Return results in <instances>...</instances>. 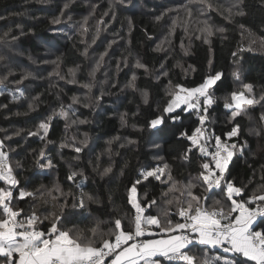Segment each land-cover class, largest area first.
Here are the masks:
<instances>
[{"label": "trees", "instance_id": "trees-1", "mask_svg": "<svg viewBox=\"0 0 264 264\" xmlns=\"http://www.w3.org/2000/svg\"><path fill=\"white\" fill-rule=\"evenodd\" d=\"M30 1L0 0V56L4 57L0 60V79L7 77L0 85L13 91L23 88L28 100L13 98L8 94L0 95V141H3L5 150L9 152L13 165L15 166L17 161L21 162L22 167L16 168V172L20 186L28 191H46L59 185L65 193L71 189L78 194L80 190L67 180V176L70 171L84 173L83 177H77V182L86 177L83 190L93 195L98 203H89L85 210L71 207L65 210L79 227L92 226L95 222L102 221L104 223L100 227L106 230L109 220L117 215L123 216L130 207L126 201V186L136 178L142 166L152 165L151 158L155 154L163 158V163L171 166L176 180L185 182L196 176L199 170L196 156L192 157L190 163L181 158L187 141L178 139V132L173 135L165 130L157 135L148 127V121L158 115L157 107L162 109L168 99L166 92L169 81L172 85L195 87L208 74V62L209 59L212 60V70L223 73L222 80L214 89L218 99L211 110L213 126L216 133L221 135L232 126L228 123L223 107L225 98L229 97L231 92L240 91L244 84H251L254 94L264 95V0H238L240 10L245 13L243 16L233 15L229 18L224 8L218 12L208 11L205 16L215 26L213 35L207 38L198 37L197 30L200 27L194 26V22L191 23V35L185 54L179 48L182 42L180 31H175L171 52L156 48L155 39L162 32V26L168 23L167 14L163 13L168 4L176 3L175 0L172 3L167 0H140V8L131 4L127 7L113 6L110 11L111 15L114 14L113 33H118V38L121 39V52L116 53V58L127 59L129 63L135 59L146 65L148 70H133L129 65L123 67L113 79L116 82L115 93H104L95 109L93 106L82 108L80 114L85 123L74 127V130L78 131V138L80 133H84L94 139L96 153L91 154L86 148V151L77 154L68 148L59 147L61 142L70 144L72 140L71 128L69 129L67 121L59 115L54 116L50 122L48 139L52 143L46 144L38 136H30L29 132L35 131L42 120L54 111L58 112L61 106L65 109L72 104V99L80 89L66 82L67 72L79 68L81 79L86 80L88 62L83 55L84 44L77 28L66 26L62 27V31L55 33L52 23L54 16L41 11L39 7L42 5L47 8V5H38L36 0ZM73 1L69 10L86 12L84 3ZM100 1L103 5L100 3L99 8L93 9L94 18L101 19L104 12L110 9V0ZM128 1L123 0V3ZM64 3L65 1L52 7L57 15L61 14ZM37 9L39 11H36ZM196 17L193 18L197 20L199 17ZM129 18L132 21L131 29ZM110 21L107 19L106 22ZM220 28L225 31H217ZM40 39L54 43L55 54L52 58L56 60L60 57L58 68L55 64L46 63L45 50L39 42ZM205 39L209 43H205ZM102 50L105 52L106 47ZM233 53H236V56H233ZM31 57L35 63L29 61L28 58ZM190 65L192 68H189ZM160 69L167 75L159 74ZM51 72L58 73V76L50 75ZM234 72L239 73V79L233 75ZM130 73L137 77L135 88L121 87L127 84ZM26 75L27 79H23ZM144 91L149 94L147 104L143 102ZM30 104L34 105V108L30 109ZM260 111L259 107L247 109V113L254 117L257 125L260 122ZM124 113H127V123L121 122V115ZM237 120L240 124V134L233 140L244 145V148L243 154L237 153L234 157L230 165V175L238 186L245 188L247 198L257 191L259 186L264 185V131L261 130L257 137H253L248 132L247 115H242ZM184 125L191 131L195 126V118L185 116ZM153 136L158 138L159 147L156 149L152 147V144H157L152 143ZM126 140L134 143L123 145ZM41 148H44L46 156L53 160L55 168L41 169L36 164ZM107 149L108 153L105 154ZM252 150L255 151L253 155L250 154ZM77 156L78 159L75 158ZM109 166L112 172L102 176L100 173ZM162 187L165 186L153 181L147 191L159 197ZM144 190L142 185L141 191ZM196 191L199 192V189ZM53 195L60 194L54 192ZM46 199L50 200L47 197ZM17 203L25 212H31L34 206L35 211L41 215L57 210L51 201L45 203L39 199L28 198ZM151 211L155 214V209ZM47 225L48 221H44L41 227ZM261 227H264V224H261ZM200 248L196 246V249ZM203 253L209 257L220 255L231 258V254L223 253L219 249H203Z\"/></svg>", "mask_w": 264, "mask_h": 264}, {"label": "snow or ice", "instance_id": "snow-or-ice-1", "mask_svg": "<svg viewBox=\"0 0 264 264\" xmlns=\"http://www.w3.org/2000/svg\"><path fill=\"white\" fill-rule=\"evenodd\" d=\"M199 2L209 9L213 7L209 0ZM186 11L191 14L190 9L186 8ZM227 11L229 18L245 15L239 4ZM52 23L59 24L60 19H54ZM203 23L200 31L207 36L213 35L212 26L207 21ZM131 26L129 18L130 29ZM217 31L225 30L220 28ZM205 43L209 41L205 39ZM3 59L0 56V60ZM100 59L103 60V55ZM59 62L60 57L52 61L57 68ZM208 63V74L195 87L172 85L169 81L168 99L162 109L157 107L158 115L148 121L149 129L155 134L165 130L173 135L178 132L177 138L187 141L181 158L190 163L196 156L199 163L196 176L187 182L178 181L168 163L141 168L136 178L126 186L128 211L109 220L106 230L100 227L104 223L102 221L79 227L65 212L69 207L85 210L89 203H98L93 195L83 190L86 177L77 182L78 176H84L83 172L70 171L67 176V180L80 190L78 194L71 189L65 193L59 185L46 191H28L20 186L16 172V168L22 167L21 162L17 161L14 166L3 141H0V264H264V227H261L264 224V185L245 198V188L238 186L230 175L234 157L237 153L243 154L244 148L233 140L240 134L237 118L247 115V109L259 101L253 95L251 84H244L242 90L231 92L225 98L223 107L232 126L222 135L217 134L211 110L218 99L214 89L222 80L223 73L212 70L211 59ZM135 67L148 70L139 61ZM233 75L239 79L238 72ZM5 79L7 77L0 79V84ZM23 79H27V75ZM136 79L133 74L130 87L135 88ZM84 87L91 88V85L85 84ZM0 95H3L2 91ZM142 97L147 104L148 92H142ZM76 99L73 98L74 102ZM260 99L264 100V96ZM29 108H34V105L30 104ZM56 115L67 120L69 112L61 106L29 135L38 136L46 144L52 143L48 139L50 122ZM185 116L195 117V126L191 131L184 125ZM126 117L127 113L121 115L122 123H127ZM261 120H264V114ZM86 144L87 138L80 141V145ZM59 147L71 148L77 154L83 151V147L75 142H61ZM36 164L47 170L56 167L53 160L46 156L44 148L40 149ZM111 172L109 166L100 174L107 176ZM153 181L166 186L161 188L159 197L147 191ZM54 192L60 195H53ZM28 198L45 203L51 201L57 210L41 215L33 206L31 212H25L17 202ZM153 209L155 214L151 211ZM44 221H48L47 227H41ZM197 245L201 248L196 249ZM203 249H220L231 254V258L220 255L209 257Z\"/></svg>", "mask_w": 264, "mask_h": 264}, {"label": "rangeland", "instance_id": "rangeland-1", "mask_svg": "<svg viewBox=\"0 0 264 264\" xmlns=\"http://www.w3.org/2000/svg\"><path fill=\"white\" fill-rule=\"evenodd\" d=\"M34 0H31L32 2ZM65 1L61 14L57 15L56 11L53 6H55L57 3H60ZM83 5H85V13H79L74 12L71 9L69 10L70 5L73 0H36V3H45L47 5V8H44L42 5H39L41 11H45L50 16H54V19L59 18L60 23L59 24H53L54 25V32L58 33V31H62V27L67 28H73L76 27L77 31L80 33L81 41L84 44V50L83 55L85 59L88 62V78L86 80L81 79L80 77V71L79 68L71 69L67 72V78L65 79L68 84H74L77 88L80 89L79 93L74 96L76 101L72 99V104L65 108L69 112V117L66 120L67 125L70 129V134L72 136V140L70 142H75L77 146L83 147V151L88 148V152L93 154L96 153V149L94 148V139L89 138L88 135L84 133H80L79 138L78 131L74 130L77 126L83 125V123H80L79 121H85V119L81 118V111L82 108H89L92 107L95 109V106L98 105L99 99L104 95V93L111 91L112 94L115 93L114 87L116 82H114L113 79L122 71L123 67H129L133 70H136V60L134 59L132 63H129V60L127 59H117L116 53L121 52V45L120 41L121 39L118 38V33H113L114 30V14L111 12L113 6L117 7H127L128 5H135L133 7L140 8L141 3L140 0H129L126 3L120 2V0H110V9H107L106 12L101 16V19L94 18V11L93 9L95 7L99 8L101 6V1L95 2L93 0H79ZM134 1V4H133ZM170 3H172L173 0H167ZM175 4H168L166 10L164 11V15L167 14V20L168 23L164 24L162 27V32L160 35L155 39L156 41V48L161 51H167L168 53L172 51V47L174 46V37H175V31H180L182 34V42L179 44V48L183 54L187 51V46L189 36L191 35L189 33V25L194 22V26L200 27L197 30V36L202 38H207L206 33H202L200 29L204 27V21H207L209 25L212 26V29L215 28L212 21L205 16V14L208 11H219V9L224 8L226 12L229 8H233V5L239 4L238 0H209V2L213 5L212 8H207L205 4L200 3L199 0H175ZM54 3V4H53ZM101 3V4H100ZM67 5V7H65ZM103 5V4H102ZM106 5V4H104ZM112 5V6H111ZM240 5V4H239ZM38 7V6H37ZM108 8V7H107ZM187 9L191 10V14L189 15V12L186 11ZM101 9V8H100ZM235 10V9H233ZM36 11H39L38 9ZM114 12V11H113ZM199 17L197 20H195L193 17ZM107 19H110V23L106 22ZM102 21V23H101ZM61 26V27H60ZM195 27V28H196ZM191 28V27H190ZM86 29V30H85ZM99 29V31H97ZM39 42L43 45L45 53H44V59L46 60V63L53 65L52 61L55 59L52 58L55 54V45L53 42L48 41H42L41 39ZM257 42H259L257 40ZM190 43V42H189ZM106 47V51L102 52V48ZM264 50V49H263ZM103 55V60H101V56ZM31 63H35L33 61V57L28 58ZM111 62V63H110ZM113 62V63H112ZM116 62V63H115ZM18 63H21L18 61ZM99 64V67L97 65ZM159 74L163 75L165 72L163 69H160ZM157 74V73H156ZM50 75L58 76V74L50 73ZM132 76L133 73H130L129 80L127 81V84L125 86H121L123 88H130L133 89V87H130V82H132ZM75 80V82H73ZM60 81V80H59ZM85 84H90L91 88L84 87ZM112 85V86H111ZM122 88V89H123ZM243 87L241 88V90ZM0 91L3 92V94H8L13 98H21L25 101L27 100L25 90L23 88H18L17 90L13 91L11 89L6 88L3 85H0ZM23 92L24 95L21 96L20 93ZM255 92V91H254ZM253 92V95L256 100L259 101V103L254 104L251 107H259L261 111L259 112V125H257V121L254 119L253 116L249 115L247 113V118L249 120V130L250 135L253 137H257L261 130L264 131V120H261V115L264 114V100H261L260 97L264 95H255ZM111 96V95H110ZM81 107V110L79 111ZM72 121H76V123H72ZM85 123V122H84ZM87 138V144L80 145V141L85 140ZM118 142V140H115ZM152 143L158 144V138L156 136L152 137ZM110 142V141H109ZM130 140H126V143L123 145H129ZM152 144L153 148H157V146ZM121 146V145H120ZM70 151L74 152L71 148H68ZM86 151V150H85ZM75 153V152H74ZM108 153V149L106 150L105 154ZM255 153L254 150L252 152L250 151V154L253 155ZM90 154V155H91ZM102 154V153H98ZM103 155V154H102ZM100 159V158H99ZM152 165L155 164H162V159L158 155H153L151 158ZM150 165V166H152ZM146 167L142 166L141 168ZM140 168V169H141ZM188 181V180H187ZM185 181V182H187ZM54 185V184H53ZM166 187V186H165ZM261 186H259L260 189Z\"/></svg>", "mask_w": 264, "mask_h": 264}, {"label": "built area", "instance_id": "built-area-1", "mask_svg": "<svg viewBox=\"0 0 264 264\" xmlns=\"http://www.w3.org/2000/svg\"><path fill=\"white\" fill-rule=\"evenodd\" d=\"M195 118V117H194ZM197 247H201V246H199V245H197ZM220 250V249H219Z\"/></svg>", "mask_w": 264, "mask_h": 264}, {"label": "crops", "instance_id": "crops-1", "mask_svg": "<svg viewBox=\"0 0 264 264\" xmlns=\"http://www.w3.org/2000/svg\"><path fill=\"white\" fill-rule=\"evenodd\" d=\"M222 251V250H221Z\"/></svg>", "mask_w": 264, "mask_h": 264}]
</instances>
